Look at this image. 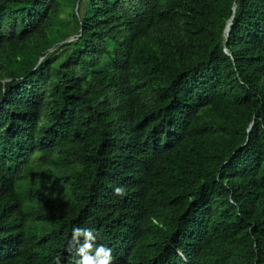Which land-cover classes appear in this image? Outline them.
<instances>
[{"label":"trees","instance_id":"16d2710c","mask_svg":"<svg viewBox=\"0 0 264 264\" xmlns=\"http://www.w3.org/2000/svg\"><path fill=\"white\" fill-rule=\"evenodd\" d=\"M120 216L139 264H264V0H0V264L120 260Z\"/></svg>","mask_w":264,"mask_h":264},{"label":"clouds","instance_id":"9594fccd","mask_svg":"<svg viewBox=\"0 0 264 264\" xmlns=\"http://www.w3.org/2000/svg\"><path fill=\"white\" fill-rule=\"evenodd\" d=\"M113 191L119 196L125 194L123 186L114 187ZM108 233L115 240L125 239L128 243V251L120 260L115 256L116 251L99 243L98 234L92 228L74 226L67 242V251L79 257L76 264H139L140 259L137 260V256L141 251L145 252L148 245L144 238L133 231L128 219L125 216L116 218L111 223ZM131 237L132 242L129 240Z\"/></svg>","mask_w":264,"mask_h":264},{"label":"water","instance_id":"95a60500","mask_svg":"<svg viewBox=\"0 0 264 264\" xmlns=\"http://www.w3.org/2000/svg\"><path fill=\"white\" fill-rule=\"evenodd\" d=\"M233 9H235V6L233 7ZM231 21H232V16L227 20L226 25H225V28H224L223 35H224V39H225V40L228 39L229 26H230V24H231ZM224 50H225V52H227V49H226V48H225Z\"/></svg>","mask_w":264,"mask_h":264}]
</instances>
